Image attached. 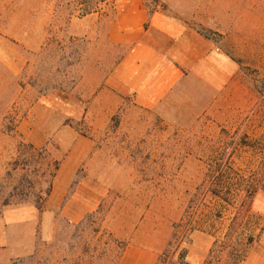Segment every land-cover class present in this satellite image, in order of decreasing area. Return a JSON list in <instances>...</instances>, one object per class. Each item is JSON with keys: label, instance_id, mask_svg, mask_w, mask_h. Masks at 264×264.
<instances>
[{"label": "rangeland", "instance_id": "obj_1", "mask_svg": "<svg viewBox=\"0 0 264 264\" xmlns=\"http://www.w3.org/2000/svg\"><path fill=\"white\" fill-rule=\"evenodd\" d=\"M39 12L0 0V215L17 204L42 206L37 250L20 262L117 264L137 243L164 246L159 264H191L189 249L204 242L211 251L203 264H264V26H253L250 40L217 41L228 53L255 52L232 55L239 70L218 95L200 84L171 106L173 120L128 99L105 121L91 116L90 100L121 50L105 49L98 36L72 40L63 25L53 26L58 39L42 51L11 40L35 29ZM51 114L58 121L46 125ZM61 128L97 144L63 214L61 206L51 210L50 196L41 200L47 185L24 168L30 155L19 152L22 143L58 146L63 162L69 148ZM253 184L260 187L250 212L237 216Z\"/></svg>", "mask_w": 264, "mask_h": 264}, {"label": "crops", "instance_id": "obj_2", "mask_svg": "<svg viewBox=\"0 0 264 264\" xmlns=\"http://www.w3.org/2000/svg\"><path fill=\"white\" fill-rule=\"evenodd\" d=\"M19 1L40 12L35 29L15 32L11 40L42 51L58 39L53 26L64 25V19L55 14L59 0ZM257 25L264 26V0H114L113 10L74 17L64 30L72 29V40L82 36L90 41L98 36L105 49L121 50L102 86L91 97V116L109 121L130 99L139 109L154 110L173 120L171 106L184 104L193 92L203 89L200 84L210 88L213 95L223 90L239 70L232 55H255L228 53L217 41L244 39L243 34L250 40L255 31L252 27ZM209 30H215L220 39L209 35ZM53 118L58 121L52 114L42 121L47 125ZM58 136L69 149L55 177L49 203L55 205L52 211L61 206L63 214L62 203L97 144L94 138L70 128H61ZM40 216L41 211L31 203L5 209L0 215V264H22V259L35 253ZM198 230L199 235L205 233ZM164 249L154 244H130L117 264H159ZM210 251L211 245L200 242L196 251L191 248L187 255L191 264H203Z\"/></svg>", "mask_w": 264, "mask_h": 264}, {"label": "trees", "instance_id": "obj_3", "mask_svg": "<svg viewBox=\"0 0 264 264\" xmlns=\"http://www.w3.org/2000/svg\"><path fill=\"white\" fill-rule=\"evenodd\" d=\"M113 8L114 0H59L55 14L64 19V25L62 28L66 29L68 23L74 17H84L102 11L106 13L113 10ZM58 151H60L58 146H55L53 150L49 149V145L38 148L33 144L22 143L19 146V152L21 155H30L23 160L24 168L30 170L32 174H36L37 179L44 181L47 185L44 190L45 197L40 196L41 200L48 199L52 193L53 182L60 169L63 158L57 154ZM37 156L40 157L37 158ZM19 164V160H16L14 163V169H17ZM29 183L32 187L33 185H36L34 178L29 179ZM259 187V184H253L246 190L244 198L240 201L237 216L245 215L250 212L253 198ZM261 188H264V185H262ZM224 201L229 203V200L224 199ZM36 205L38 209H42L41 205H38L37 203ZM180 255L181 258H185L186 252H182Z\"/></svg>", "mask_w": 264, "mask_h": 264}]
</instances>
